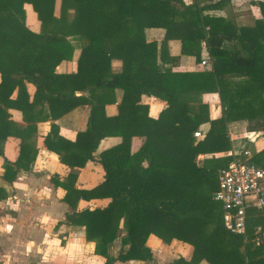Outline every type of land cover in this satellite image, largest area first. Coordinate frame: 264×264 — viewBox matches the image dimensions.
Here are the masks:
<instances>
[{"label": "trees", "instance_id": "16d2710c", "mask_svg": "<svg viewBox=\"0 0 264 264\" xmlns=\"http://www.w3.org/2000/svg\"><path fill=\"white\" fill-rule=\"evenodd\" d=\"M174 1L181 11L172 5ZM55 3L0 0V141L9 136L21 140L17 160H4L2 178L12 183L35 159L36 152L25 140L35 128H14L7 113L13 108L26 121H34L26 104L27 82L34 85L35 96L47 102L50 117L46 119L54 121L79 105L90 106L87 130L77 134L74 142L53 145L58 128L52 124L44 144L70 169L62 182L54 184L65 191L63 202L72 210L66 215L67 224L84 228L86 241L93 243L94 253L105 259L104 264L151 261L146 246L150 235L166 244L175 239L193 247L189 262L180 259L172 264L203 260L209 264H264V210L247 209L243 238L225 230L221 208L213 200L218 171L232 160L227 123L254 121L253 128L264 130V3H258L263 20L251 28H236L230 20L203 16L202 9L185 6L181 0H59L57 16ZM25 4L35 12L40 33L26 27ZM147 28L165 30L159 47L145 40ZM69 38L84 42L78 70L73 75H59L56 67L73 52ZM172 39L181 42L182 55L196 61L204 39L211 69L172 72L167 67L177 61L168 53L167 43ZM225 42L231 50H226ZM114 59L122 63L119 74L111 73ZM237 73L248 78L244 85L226 81V75L236 77ZM116 89L123 91L118 115L108 118L104 108L115 101ZM15 90L17 97L10 100ZM76 91L82 94L75 96ZM205 93L218 94L219 119H209L208 106L201 101ZM143 95L167 104L157 120L147 119V109L137 106ZM205 123L210 129L195 143L193 134L202 133L200 126ZM113 136L121 137L122 142L100 155L105 180L90 190L77 189L79 170L93 160L100 141ZM135 136L144 137V144L135 157L126 158ZM141 154L148 162L139 172L144 184H112L125 176L124 170L112 169V161L134 165ZM201 154L221 156L206 158L198 166L196 158ZM250 161L264 168V150ZM131 170L136 179L137 172ZM94 199L110 201L104 208L77 211L80 200ZM121 233L122 249L114 258L109 250Z\"/></svg>", "mask_w": 264, "mask_h": 264}, {"label": "crops", "instance_id": "0c3cea01", "mask_svg": "<svg viewBox=\"0 0 264 264\" xmlns=\"http://www.w3.org/2000/svg\"><path fill=\"white\" fill-rule=\"evenodd\" d=\"M57 2L58 0L56 5ZM261 2L264 3V0H181L185 6H195L202 9L203 16L232 21L236 28H251L263 20L258 6V3ZM217 3L223 4L224 7L208 8ZM172 5L179 11L182 10L181 5L176 1ZM24 10L26 27L34 33H40L41 24L31 5L25 4ZM58 13L55 15L57 16ZM144 34L147 42L156 43L158 47L165 38V30L162 28H147ZM68 41L73 47V52L70 59L61 62L56 67L55 73L59 75H73L78 70V59L84 42L74 38H69ZM167 45L169 57L177 59L175 63H169L167 66L171 68L172 72L193 73L211 69V58L204 39L200 42L199 61H196L193 56L181 54V42L178 39L169 40ZM224 47L227 51L232 49L231 45L226 42ZM204 58L209 59L208 66L201 64ZM121 71V61L112 60L111 73L119 74ZM247 80L248 78L241 73H237L236 77L226 75V81L229 84L244 85ZM25 86L28 95L26 104L29 109H32L29 111V116L32 118L34 116L35 119L33 118L34 121L28 122L24 119L21 111L9 108L7 109V113L10 115L8 122L14 128L24 129L28 126L35 128L25 140L26 144L36 152V155L29 170L20 171L16 179L9 183L2 178L4 160L11 163L17 160L21 140L9 136L5 141H0V264H104L105 259L94 253L93 243L86 241L84 228L67 224L66 215L72 210L63 202L65 191L60 187H55L54 184L55 181L62 182L70 169L60 162L58 155L47 150L44 144V138L49 134L52 124L58 128V140L55 139L53 145H59L57 142L61 143L64 140L74 142L77 134L87 130L90 106L79 105L59 119L52 121L46 119V117H50L47 102L40 101L35 96L34 85L25 82ZM81 94L79 91L75 92V96ZM83 94L86 95V91ZM122 95V90L116 89L114 91L115 101L105 105L104 108L106 117L111 118L118 115V105ZM16 97L17 90L13 92L10 100H14ZM201 101L208 106L210 120L221 117L222 106L217 93H205L201 96ZM137 106L146 108L147 119L152 120H157L160 113L167 108L165 102L146 95L141 96ZM139 113L142 114L143 112ZM44 117L46 120L41 119ZM142 120L146 119L142 118ZM141 124V130H143L144 123ZM254 125V121L248 120L227 123V135L231 144L229 154L234 151L232 147L234 139H243L244 137V148L248 151L250 158L264 150V130L253 128ZM200 127L203 137L194 138L195 143L203 140L210 129L208 123ZM249 136L253 137V140H247L246 137ZM144 141V137H133L130 142V149L125 152L124 156L126 158L135 157L142 148ZM121 142L122 138L119 136L105 137L100 141L92 155L93 160L88 161L78 172L75 185L77 189L90 190L105 180V171L100 163V155L104 151L120 145ZM219 156L221 155L201 154L197 156L196 163L199 166L204 159L218 158ZM133 164L130 161L118 164L112 161V169L124 170L125 174L124 178L119 177L120 179L114 180L112 184H144L141 182L143 176L139 172L142 173L148 166L146 157L141 154ZM131 168L137 172V175L134 176L136 179H133L131 175ZM109 201V199L80 200L77 211L104 208ZM217 204L220 206L219 203ZM122 227L123 222L121 221L120 228L122 229ZM122 236H124L123 233L110 247L109 255L114 258L122 249L120 241ZM146 246L152 254L151 261H115L113 264H172L180 259L189 262L193 254V247L190 244L175 239L166 244L154 235L148 237ZM127 249L128 246L124 247V250ZM198 264L209 263L203 260Z\"/></svg>", "mask_w": 264, "mask_h": 264}, {"label": "built area", "instance_id": "2783aa9c", "mask_svg": "<svg viewBox=\"0 0 264 264\" xmlns=\"http://www.w3.org/2000/svg\"><path fill=\"white\" fill-rule=\"evenodd\" d=\"M201 64L208 66L209 59L204 58ZM193 136L203 137L199 131ZM248 154L244 146L238 152H231V162L218 171V189L213 194V200L221 206L225 230L243 238H246L247 209L264 210V168L252 163Z\"/></svg>", "mask_w": 264, "mask_h": 264}, {"label": "rangeland", "instance_id": "374dc122", "mask_svg": "<svg viewBox=\"0 0 264 264\" xmlns=\"http://www.w3.org/2000/svg\"><path fill=\"white\" fill-rule=\"evenodd\" d=\"M57 1V0H56ZM55 5H56V3H55ZM59 0H58V2H57V5L55 6V13L57 14L58 13V9H59ZM244 141H243V139H241V138H236V139H234V141H233V143H232V147H233V149L236 151V152H238L240 149H241V147L242 146H244Z\"/></svg>", "mask_w": 264, "mask_h": 264}]
</instances>
